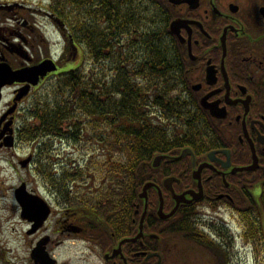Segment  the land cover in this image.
I'll return each instance as SVG.
<instances>
[{"label":"trees","instance_id":"obj_1","mask_svg":"<svg viewBox=\"0 0 264 264\" xmlns=\"http://www.w3.org/2000/svg\"><path fill=\"white\" fill-rule=\"evenodd\" d=\"M49 6L83 47L84 60L30 99L18 125L19 138L32 143L38 155L34 163L50 176L46 168L55 164L49 160L57 156L56 142L86 143V131L92 129L93 142L107 155L99 160L94 151L85 162L84 168L93 169L95 190L88 182L73 195L72 181L86 173L79 164L72 165L77 172L64 167L61 177L50 182L71 204L81 203L76 199L82 192L90 194L83 201L94 216L115 226L141 186L156 175L155 154L185 146L208 149L213 134L197 101L190 100L194 95L187 85L182 45L169 32L167 14L157 0H51ZM45 155L46 163L41 161ZM194 203L182 204L163 226L155 220L158 231L166 235L170 230L175 240L196 242L214 250L220 264H231L230 225L205 220ZM257 203L251 200L240 221L246 235L264 239V190ZM170 219L173 228L165 223Z\"/></svg>","mask_w":264,"mask_h":264},{"label":"flooded vegetation","instance_id":"obj_2","mask_svg":"<svg viewBox=\"0 0 264 264\" xmlns=\"http://www.w3.org/2000/svg\"><path fill=\"white\" fill-rule=\"evenodd\" d=\"M157 1L167 14L169 32L182 45L187 85L194 95L190 100L197 101L204 112L202 116L210 125L208 131L213 134V145L208 149L185 146L166 153L170 157H163L156 167V175L146 180L154 181L155 185L149 187L144 196L140 195L144 184L141 186L138 198L133 200L130 209L122 211L119 220H115V226L109 225V220L101 225V220L94 216V210H79L77 203H69L63 211L60 210L61 214L51 224L53 201L46 199L51 212L33 233L40 234L29 245L28 261L31 264L34 261L30 247L38 239L44 238H49L47 248L55 257L56 264L66 263L54 254L53 246L56 244L58 249H62L66 240L73 243L82 240L97 246L104 264H158L160 259L164 264L165 256L168 255L165 251L175 239L170 230L166 235L161 234L155 220L163 226L160 205H163V213L169 212L175 205L174 192L201 189L202 199L183 203L195 202L192 207L199 210L200 216H206L209 212L214 214V209L221 206L236 215H242L249 210L251 200L256 199L257 203L263 195L264 0ZM15 5L14 0H0V18L2 22L8 21L6 16L16 18L18 22L23 20L25 31L20 24H17V31L6 29L4 24H0V62L5 60L13 69H19L35 65L45 58H53L58 65L56 71L47 73L37 85H31L28 93L17 102L15 97L27 82L15 81L5 86L4 90L11 88V98L0 110V118L5 116L0 131L6 121L12 120L17 144L21 131L16 121L20 115L24 116L20 109L22 104L59 72L72 69L73 62L70 59H75L81 46L70 35L69 39L75 44L65 45L62 56L50 53L35 55L32 51H36L32 42L34 37L29 33V30L35 29V24L24 15H11ZM49 16L58 22V29L67 39L64 22H60L53 14ZM174 20L177 24L172 31L171 23ZM14 33L20 38L18 42H15ZM29 147H32L31 142ZM186 147L192 151L174 160ZM28 157L31 158L30 165L38 159L34 151H30ZM200 165L203 167L199 177H196L194 171ZM169 176L179 179L166 187L164 181ZM29 189L37 192L34 188ZM56 198L58 201L62 196L56 193ZM58 204L61 202L58 201ZM142 218L141 237L134 241L127 240L140 232ZM165 223L172 224L173 228V219ZM51 227L53 230L49 231ZM52 233L58 234V239Z\"/></svg>","mask_w":264,"mask_h":264},{"label":"rangeland","instance_id":"obj_3","mask_svg":"<svg viewBox=\"0 0 264 264\" xmlns=\"http://www.w3.org/2000/svg\"><path fill=\"white\" fill-rule=\"evenodd\" d=\"M12 1V0H9ZM51 0H14L16 5L11 10V15L14 16H26L29 20L35 24L34 30H29V33L34 37L35 50H32L35 55L52 53L56 56L62 52L64 36L58 30L55 21L51 19L46 12L50 11ZM8 21H3L0 18V24H4L6 29L18 30L17 24H20L25 31L24 22L17 21L16 18L6 16ZM29 21V22H30ZM17 40H20L18 35L13 34ZM55 39L57 41V48L53 49L50 46V42ZM14 42V41H13ZM38 48V50H37ZM15 53V52H14ZM83 54V53H81ZM81 55L76 57V64L80 61ZM75 64V63H74ZM11 98V88L4 90V97L0 104V110L5 107L9 99ZM30 100L25 101L21 108L24 113V109L28 106ZM23 116L20 115V120ZM85 141H88V135L84 137ZM59 142H56V148L58 150L57 156H53L49 163L53 164V169L47 166V172L50 176H46L40 168L38 163L23 167L19 163L20 158H24L29 155L30 148L28 142H19L14 149H2L0 148V264H31L28 261L29 245L32 239H37L40 233L28 235L27 229L29 224L20 216V205L14 196V188L17 187L22 180H25L28 187L34 188L37 192H40L46 199L53 201L52 207L54 208L51 221L49 223L54 224L57 216L60 215V210H64L69 203L62 198L58 199L61 204H58L56 198L55 187L49 184L50 179L53 180L61 177L62 171L65 167L67 170L72 169V165L81 167L85 170V175H81L76 178V181L72 182V188L77 191L78 186L85 185L94 188V172L93 169L84 168L92 159V153L97 152V158L99 160L106 158V154H102V150L93 141L89 143L82 142L78 146H73L69 142H63L59 146ZM59 154V155H58ZM48 155H45V159L41 160L46 163ZM79 158L80 161H76ZM54 160L57 162H54ZM45 169V170H46ZM73 172H77L76 167L72 169ZM57 175V176H56ZM91 178V179H90ZM101 181L100 178L97 179ZM81 189V188H80ZM79 189V190H80ZM91 189V191H92ZM95 190V188L93 189ZM73 194H75L73 192ZM91 196L86 192H82L81 196L76 200L81 201L78 204L79 210L89 212L92 209L89 203L83 201L84 198L89 199ZM76 204V203H73ZM72 204V205H73ZM62 205V206H61ZM61 207V209H60ZM93 210V209H92ZM212 213H208L205 216L207 221H219L223 220L227 222L233 230L234 237L233 248L229 249L231 256V264H264V239L250 237L245 234L244 226L241 224V216L236 215L231 210L221 208L214 209ZM100 219V218H99ZM101 222H104L100 219ZM105 225V222L103 223ZM53 227L49 228L52 231ZM232 232V231H231ZM35 233V232H33ZM50 233V232H49ZM58 239V234L52 233ZM62 249H58L54 244V254L57 255L66 264H104L103 256L97 246L90 244L87 241H78L76 243L67 242ZM63 248L65 250H63ZM31 249V247H30ZM168 253L165 256L164 264H220V260L214 250L207 249L205 246L200 245L191 240H185L180 238L179 240H173L169 249L165 251Z\"/></svg>","mask_w":264,"mask_h":264},{"label":"water","instance_id":"obj_4","mask_svg":"<svg viewBox=\"0 0 264 264\" xmlns=\"http://www.w3.org/2000/svg\"><path fill=\"white\" fill-rule=\"evenodd\" d=\"M175 24L177 21L174 20L171 23V29L174 31ZM57 68L56 64L50 60H43L41 63L34 65L32 67H23L21 69L14 70L10 66V64L6 61L0 62V100L2 98V87L6 84L13 83L14 81H28L29 83L36 84L40 78V76H44L48 71L55 70ZM30 84L23 86L19 89L15 100L20 99L23 95L28 93ZM12 110V109H11ZM10 110V111H11ZM5 116L0 119V126ZM13 121H7L4 127L0 131V146L6 145L8 147H12L14 145V135L13 128L11 127ZM192 150L189 147L184 148L179 156L190 153ZM213 154V153H211ZM166 156V154H158L153 159V165L157 166L161 159ZM178 156V157H179ZM30 161V157L20 160V164L22 166H26ZM203 166L200 165L199 169L194 171V175L199 177V172ZM177 176H169L165 179V186H169L173 183L174 180H178ZM154 185L153 181L147 182L143 186L142 196H144L149 187ZM201 188V185L199 184ZM190 195V197H188ZM15 197L18 203L21 206V216L29 221H32V227L28 230L29 232L36 231L45 221L50 213V207L45 199L34 192H31L27 189L26 182H22L19 186L15 188ZM203 198L202 190H185L180 193L174 192L175 206L171 209V211L167 213H163V205H160L159 213L161 217L168 218L172 216L179 206L182 203L192 202L195 200H200ZM142 227V228H141ZM140 232L133 238H129L127 240H136L142 235L143 231V218L140 224ZM49 238H44L40 240L37 245L33 248L31 256L35 260V264H55V260L49 255L46 250L45 244L47 243ZM125 241V240H123ZM122 241V242H123ZM120 242V244L122 243ZM159 254V253H157ZM160 263V261H159ZM158 263V264H159Z\"/></svg>","mask_w":264,"mask_h":264}]
</instances>
